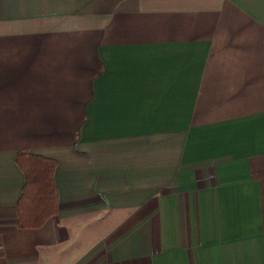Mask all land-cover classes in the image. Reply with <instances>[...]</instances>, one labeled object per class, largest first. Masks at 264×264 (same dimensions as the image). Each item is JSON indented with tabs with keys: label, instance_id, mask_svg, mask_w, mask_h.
<instances>
[{
	"label": "crops",
	"instance_id": "1",
	"mask_svg": "<svg viewBox=\"0 0 264 264\" xmlns=\"http://www.w3.org/2000/svg\"><path fill=\"white\" fill-rule=\"evenodd\" d=\"M0 264H264V0H0Z\"/></svg>",
	"mask_w": 264,
	"mask_h": 264
},
{
	"label": "trees",
	"instance_id": "2",
	"mask_svg": "<svg viewBox=\"0 0 264 264\" xmlns=\"http://www.w3.org/2000/svg\"><path fill=\"white\" fill-rule=\"evenodd\" d=\"M15 161L25 175L22 193L17 201L18 225L39 227L57 212L58 188L54 180L57 160L20 149Z\"/></svg>",
	"mask_w": 264,
	"mask_h": 264
},
{
	"label": "rangeland",
	"instance_id": "3",
	"mask_svg": "<svg viewBox=\"0 0 264 264\" xmlns=\"http://www.w3.org/2000/svg\"><path fill=\"white\" fill-rule=\"evenodd\" d=\"M101 1H99V3H100ZM39 37V36H38ZM33 38H37L36 36H34Z\"/></svg>",
	"mask_w": 264,
	"mask_h": 264
}]
</instances>
